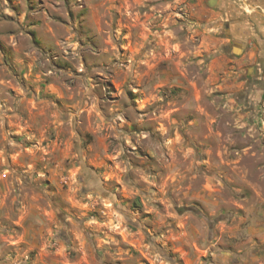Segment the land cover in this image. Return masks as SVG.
Masks as SVG:
<instances>
[{
  "label": "clouds",
  "instance_id": "clouds-1",
  "mask_svg": "<svg viewBox=\"0 0 264 264\" xmlns=\"http://www.w3.org/2000/svg\"><path fill=\"white\" fill-rule=\"evenodd\" d=\"M15 3L0 0L16 20L0 37V217L16 226L0 264L131 236L168 264H264V108L208 75L229 36L264 55V0Z\"/></svg>",
  "mask_w": 264,
  "mask_h": 264
},
{
  "label": "rangeland",
  "instance_id": "rangeland-1",
  "mask_svg": "<svg viewBox=\"0 0 264 264\" xmlns=\"http://www.w3.org/2000/svg\"><path fill=\"white\" fill-rule=\"evenodd\" d=\"M192 2L195 4L196 0H192ZM203 2L206 7L215 8L217 6L218 0H216L212 6H208V0H203ZM9 7L12 8L13 12L19 15L23 6L16 5L15 0H9ZM65 9L67 11V15L72 17L73 13L69 5V0H65ZM29 10L31 11V7ZM52 19L56 20L57 23H64L63 15L60 13L53 15ZM15 22V17L8 16L7 14H0V37L8 36L9 38H14L15 30L10 26L14 25ZM25 35L31 36L32 33L28 32L25 33ZM0 45H4V47L0 48V52H4V63L7 65L8 57L11 55L7 49L11 48L12 46L3 39H0ZM9 71L12 73V76L17 78L16 82L23 86V73L12 68H9ZM208 75L220 77L227 75L232 83L242 85L240 88H233L231 90L234 95L239 96L241 99H246L247 94L255 91L259 94L261 107L264 108V71L260 66L253 65L252 67V65H247L240 69L235 63H227L226 61H223V57L219 51L214 63L209 64ZM5 83H8V81H5ZM3 86V84H0V88ZM7 91L12 96L16 95L15 89L11 84L9 85ZM218 94L221 93L213 92V95ZM0 103H6L5 97L3 95H0ZM10 227L16 226L11 225L10 221L0 217V228ZM88 239L92 245V248L96 249L95 241L90 237H88ZM120 239L124 240V237H120ZM155 247L156 251H153V247L146 241H137L134 236H131L129 237V240L122 243L119 248L113 246L110 251L96 249L95 251L89 252L87 246L79 254L66 248L64 250L56 248L53 250L51 255L45 251L42 258L38 261V264H125V260L123 259L125 253L129 256H133L136 259L137 264H168V256H166L161 250L160 245L157 244ZM169 255L171 254L169 253ZM30 257L31 259L36 260L35 251L30 253Z\"/></svg>",
  "mask_w": 264,
  "mask_h": 264
},
{
  "label": "crops",
  "instance_id": "crops-1",
  "mask_svg": "<svg viewBox=\"0 0 264 264\" xmlns=\"http://www.w3.org/2000/svg\"><path fill=\"white\" fill-rule=\"evenodd\" d=\"M210 1L211 0H208V4ZM215 2L216 0H213V4ZM225 27H227V25ZM225 35H227V33H225ZM228 40V43L217 45L223 57V61L235 63L240 69L247 65H252V67L253 65L260 66L264 71V55L254 54L241 40L234 39L231 36L228 37Z\"/></svg>",
  "mask_w": 264,
  "mask_h": 264
},
{
  "label": "water",
  "instance_id": "water-1",
  "mask_svg": "<svg viewBox=\"0 0 264 264\" xmlns=\"http://www.w3.org/2000/svg\"><path fill=\"white\" fill-rule=\"evenodd\" d=\"M209 5H210V6H212V5H213V0H211V1H210Z\"/></svg>",
  "mask_w": 264,
  "mask_h": 264
}]
</instances>
